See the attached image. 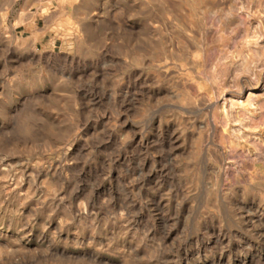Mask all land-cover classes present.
<instances>
[{
  "label": "rangeland",
  "instance_id": "1",
  "mask_svg": "<svg viewBox=\"0 0 264 264\" xmlns=\"http://www.w3.org/2000/svg\"><path fill=\"white\" fill-rule=\"evenodd\" d=\"M0 264H264V0H0Z\"/></svg>",
  "mask_w": 264,
  "mask_h": 264
}]
</instances>
